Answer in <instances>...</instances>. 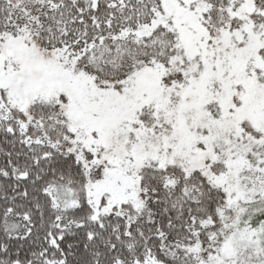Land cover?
Returning a JSON list of instances; mask_svg holds the SVG:
<instances>
[{"label": "snow or ice", "instance_id": "obj_1", "mask_svg": "<svg viewBox=\"0 0 264 264\" xmlns=\"http://www.w3.org/2000/svg\"><path fill=\"white\" fill-rule=\"evenodd\" d=\"M0 264H264V0H0Z\"/></svg>", "mask_w": 264, "mask_h": 264}]
</instances>
